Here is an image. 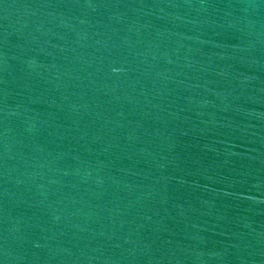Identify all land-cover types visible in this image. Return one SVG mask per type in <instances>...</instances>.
<instances>
[{
  "label": "water",
  "instance_id": "water-1",
  "mask_svg": "<svg viewBox=\"0 0 264 264\" xmlns=\"http://www.w3.org/2000/svg\"><path fill=\"white\" fill-rule=\"evenodd\" d=\"M0 264H264V0H0Z\"/></svg>",
  "mask_w": 264,
  "mask_h": 264
}]
</instances>
